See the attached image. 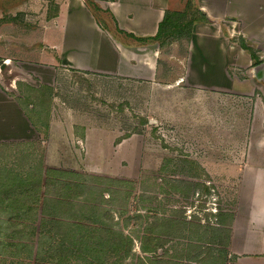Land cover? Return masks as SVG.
Returning <instances> with one entry per match:
<instances>
[{
  "label": "rangeland",
  "instance_id": "obj_1",
  "mask_svg": "<svg viewBox=\"0 0 264 264\" xmlns=\"http://www.w3.org/2000/svg\"><path fill=\"white\" fill-rule=\"evenodd\" d=\"M18 11L0 18V81L36 133L21 144L0 143V264H264L261 256H228L222 225L233 214L232 187L192 178L187 133L163 116L158 127L149 123L156 108L150 84L61 67L44 38L55 6ZM187 41L186 34L168 39L165 54L182 57ZM155 133L168 146L160 171L147 163L151 141L161 143ZM131 136L146 162L106 158L115 156L112 143ZM54 169L76 173L64 178L75 182L70 191L47 184Z\"/></svg>",
  "mask_w": 264,
  "mask_h": 264
},
{
  "label": "crops",
  "instance_id": "obj_2",
  "mask_svg": "<svg viewBox=\"0 0 264 264\" xmlns=\"http://www.w3.org/2000/svg\"><path fill=\"white\" fill-rule=\"evenodd\" d=\"M91 1L98 8L87 0H0V18L14 10L35 12L50 2L55 11L45 21L44 38L59 53L61 67L147 81L156 107L149 123L156 128L163 116L193 141L187 145L192 178L232 187L233 214L222 225L229 229L228 256H261L264 263V97L257 92L264 94V84L254 73L264 62V0H192L210 22L194 25L182 57L167 55L165 44L145 39L158 34L167 11L186 7L188 0ZM241 41L255 51L258 63ZM7 91L0 81V143L21 144L36 130L26 109ZM90 130L94 128L86 127V147ZM158 135H152L155 142ZM163 139L158 148L151 141L154 147L148 151L154 171L163 170L168 148ZM135 140L131 136L118 145L116 140L111 145L115 156L106 158L116 165L126 160L141 166L146 157Z\"/></svg>",
  "mask_w": 264,
  "mask_h": 264
},
{
  "label": "trees",
  "instance_id": "obj_3",
  "mask_svg": "<svg viewBox=\"0 0 264 264\" xmlns=\"http://www.w3.org/2000/svg\"><path fill=\"white\" fill-rule=\"evenodd\" d=\"M90 6L95 5L93 1L87 0ZM95 9L97 6H92ZM199 21L210 22L207 16L202 13L198 8L195 7L192 0H188L185 10L182 12L179 11H167L164 20L160 24V30L158 34L153 38H147V40H155L160 41L162 44H166L168 39L174 40L178 38H183V35L186 34L188 37L191 34L192 28ZM241 45L244 49L250 51L252 58L256 59L257 63L259 62V58L256 55L255 51L248 47L243 41H241ZM45 88L51 90V87L46 86ZM55 174V175H54ZM70 174L75 175L74 172H67L61 170H51L46 173L48 179L47 184H53L59 188L60 191H70L74 185H71L70 182H74V180H64V178H68ZM54 175V176H53ZM58 175V176H57ZM60 176V178H59ZM25 182V183H24ZM75 184V182H74ZM23 188L28 189L32 184L29 181H23Z\"/></svg>",
  "mask_w": 264,
  "mask_h": 264
},
{
  "label": "water",
  "instance_id": "obj_4",
  "mask_svg": "<svg viewBox=\"0 0 264 264\" xmlns=\"http://www.w3.org/2000/svg\"><path fill=\"white\" fill-rule=\"evenodd\" d=\"M254 73L255 77H257L259 81L264 84V62L255 66Z\"/></svg>",
  "mask_w": 264,
  "mask_h": 264
},
{
  "label": "built area",
  "instance_id": "obj_5",
  "mask_svg": "<svg viewBox=\"0 0 264 264\" xmlns=\"http://www.w3.org/2000/svg\"><path fill=\"white\" fill-rule=\"evenodd\" d=\"M198 195H199V193H198ZM205 196H207V195H205ZM204 196V197H205ZM207 211H210L209 209H207ZM192 212V211H191ZM218 212H219V210L218 209H213V212L211 211V214H218Z\"/></svg>",
  "mask_w": 264,
  "mask_h": 264
}]
</instances>
